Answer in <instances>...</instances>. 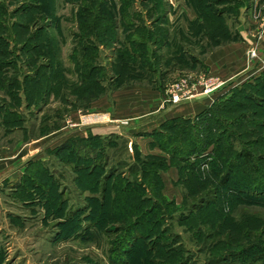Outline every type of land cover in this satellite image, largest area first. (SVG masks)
Returning <instances> with one entry per match:
<instances>
[{
	"label": "rangeland",
	"instance_id": "1",
	"mask_svg": "<svg viewBox=\"0 0 264 264\" xmlns=\"http://www.w3.org/2000/svg\"><path fill=\"white\" fill-rule=\"evenodd\" d=\"M139 2L131 0L130 6L137 8ZM111 4L120 7L122 1L0 0V105L27 104L25 93L29 92V86L32 89L37 86L30 83L32 79L37 78L43 92L48 89L50 77L59 72H67L69 76L58 84L52 81L53 89L49 88L48 95L34 107L20 112L34 136L44 127L43 112L46 114L43 119L49 118L47 124L64 115L63 124L69 128L65 129V137L59 138L60 142L70 134L84 131L83 126L76 127L77 120L82 119L78 112H71L69 103L84 105L74 94L73 86L80 84L75 66L85 59L91 60L92 68L100 69L96 77L104 91L96 99L97 105H107L111 93L122 86L142 85L144 80L136 81L137 73L120 77L118 71L109 72L113 53L103 41L104 36L101 40L90 37L96 48L93 51L81 48L79 23L91 22L93 17L98 22L97 15H90L91 10ZM120 16H116L118 21ZM131 17L137 21V16ZM231 23L236 22H229L230 26ZM83 34L89 39L88 33ZM137 34L133 33L131 41L137 40ZM130 47L133 49L135 45ZM151 50L141 51L148 55ZM196 70L202 73L198 76L212 85L225 83L208 75L210 70ZM123 77L125 81L119 83ZM231 82L214 90L226 88L221 97L212 101V105H221L217 112V108L212 109L215 117L200 137L191 138L178 127L174 143L162 136L163 146L154 144L146 152L130 137L116 142L109 152L110 163L119 165L125 177H114L108 183L105 199L95 194L96 222H87L92 216L88 207L90 193L78 190L74 185L76 175L66 167L64 186L71 191L66 192L69 206L74 201L81 207L75 237L67 235L70 229L64 231V236L60 231L54 233V219L40 220L43 208L30 209L23 203L29 219L26 217L14 225V218L21 214L22 208L16 214H8L9 217L0 210V225L4 226L0 229V251L4 252V264H264V65L256 76ZM11 92L17 99L12 100ZM213 95L209 93L210 100ZM99 107L97 113L108 110ZM89 120L84 118L83 124L88 125ZM190 131L194 136L198 133V129ZM2 132L0 128V141L4 142ZM51 139L56 141V136L48 141ZM45 153L54 163L59 161L54 151ZM15 191L10 196L18 207L21 201L14 197Z\"/></svg>",
	"mask_w": 264,
	"mask_h": 264
},
{
	"label": "crops",
	"instance_id": "2",
	"mask_svg": "<svg viewBox=\"0 0 264 264\" xmlns=\"http://www.w3.org/2000/svg\"><path fill=\"white\" fill-rule=\"evenodd\" d=\"M139 1L140 6L137 8L130 6L127 9L130 15L128 18L132 22L127 25V28L122 25L124 18L121 7L114 8L115 14L121 16L120 22L117 20L116 39L108 50L113 53L109 67V72L112 74L120 48L127 46L132 52L130 45L134 41L133 43L128 42V37L142 30L147 32L149 46H145V42L137 45L138 50L135 53L137 64L133 73V75L137 73L138 80L136 81L144 80L142 85H129V83L120 87L121 91L112 92L111 106L110 102H105L107 105L98 104L108 109L107 111L102 110L103 114L97 113V108L100 109V107L96 99L85 107L79 105L76 108L71 107L72 113L78 112L82 120L90 119L89 124L91 125L77 120L76 127L83 126L84 131L79 135L70 134L61 142L58 140L60 137H65L64 132L68 127L67 124H63L64 115L62 119L57 117L49 121L51 124H47L49 118L43 119L46 115L43 112L41 122L45 123L37 136L33 135L25 119L22 125L9 130L4 127L0 117V128L3 129L2 134L5 136V141H0V210L5 211L4 216L9 217L10 213L16 214L15 212H19V207H21V214L17 215L21 216L20 219L26 220L29 215H26L24 211L25 204L43 208L42 197H38L35 202L24 205L21 203L16 207L10 196V192L16 190V186L30 171L31 162L38 160L50 168L60 185H65L66 167L70 168L71 173L75 175L70 164L66 166L65 163L59 161L54 163L51 156L45 153L53 151L66 140L75 136L86 137L88 132L101 137H130L137 142L139 149H144L146 152L155 144L154 132H159L166 122L180 117L193 122L196 116L209 109L212 101L221 97L224 91L226 92V88L213 92L214 97L211 100L209 99L211 96L199 95L185 102L171 104L166 102L165 98L170 84L184 76L199 77L198 75L202 73H197L198 68L200 72L210 70L208 75L215 76L225 83L230 81L234 83L235 80L254 77L260 73L264 65V59H262L264 56V0H211L212 7L207 4L209 0H160L161 6L157 5L154 0ZM132 15L137 16V21L133 20ZM215 19L217 23L228 25L231 33L229 37L222 33L216 40H212L209 36V29ZM229 22L236 23L234 25L231 23L232 26H230ZM137 36L140 39L145 38L140 34ZM145 48L152 49L148 51V55L141 51ZM251 48L256 50V57L249 64L246 60V53ZM55 78L58 84L59 81L67 80L69 76L67 72L64 74L59 72ZM170 78L172 80L168 81ZM156 87L158 89H155ZM61 92H63L62 89ZM119 95L124 101L120 100ZM57 103L60 104L59 101ZM69 105L74 104L69 103ZM32 107L34 105L28 107L21 104L17 106V111L23 112V109ZM44 107L46 108V105L41 107V110ZM63 107L61 112H64ZM56 111L59 112L60 108H56ZM85 113L88 114L85 115ZM45 129L48 130L43 133ZM54 136H56V141L52 139L48 141ZM110 150L107 149V153ZM18 221L21 220L15 219L13 225ZM10 222L12 223L11 220ZM2 228L4 229V226L1 224L0 229Z\"/></svg>",
	"mask_w": 264,
	"mask_h": 264
},
{
	"label": "trees",
	"instance_id": "3",
	"mask_svg": "<svg viewBox=\"0 0 264 264\" xmlns=\"http://www.w3.org/2000/svg\"><path fill=\"white\" fill-rule=\"evenodd\" d=\"M120 1H122V5L120 7L122 9V16L124 18L122 25L127 28V25L132 23L128 18L130 16L127 13V9L130 7L131 0ZM154 1L157 3V5L161 6L160 0ZM207 4H210V7H212L213 2L209 0ZM115 7L116 6L113 4L110 6L104 5L101 7H95L91 10L92 14L90 15H97L99 18L98 22L94 21L95 18L93 17L90 19L91 22L79 23V27L81 28L80 40L82 49L86 51H93V49H96L94 46V39L101 40L103 36L106 39L103 41L107 46L113 44L117 35V15L114 12ZM58 25L59 24L56 26ZM83 33H88L89 39L85 37ZM146 33L147 32L144 30L138 32V34L143 35L145 38H136L137 40H134V43L131 41L133 36L131 35L128 37L127 41L135 45V47L132 49V52L127 48V46H122L118 51L114 72L118 71V75L120 77H122L121 75L123 74L124 76L133 75L137 62V58L135 56V53L138 50L137 45H142V42H145V46H148ZM222 33H224L226 37L231 35L228 25L221 22L217 23L216 19L213 20V23L209 29V36L212 37V40H216L219 37L218 35L221 36ZM91 36L94 37V39L90 38ZM86 44L88 45L86 46ZM49 70L52 71V65L49 67ZM75 70L78 73L80 84L73 86L74 94L78 100L84 102V105L81 104V106L85 107L88 106L92 100L97 99L104 91V88L99 85V79L96 77L97 72H99L100 69L96 70L95 68H92L91 60L88 58L76 64ZM52 80L56 82L55 77H50L48 89L46 90L45 88L42 92L39 85L40 82L37 80V78L32 79L30 83H34L37 86L35 89H32L31 86H29V92H26L24 95L25 100L27 101V104L25 105L28 107L31 105L35 106L40 100L44 98V96L48 95L49 90L53 89L50 88ZM124 81L125 80L123 77L119 83ZM9 96L12 98V100H15V98L17 99V95L12 92L9 93ZM17 105L20 106L21 102L13 106L0 105V117L6 129L10 130L15 126H20L17 124L22 125V115L20 112L14 109ZM219 105L221 104L214 103L207 111L200 113L199 116L196 117V120H194L195 122L184 121L182 120V117L166 122L159 132H154L155 145L160 147L163 146L165 141H163L164 138H162V136L166 137L168 141H172L173 138L176 141V133L179 128H183V130L189 134L191 138L200 137L203 133H205L207 125L209 126V123H212V117L214 116L212 109L217 108V112L220 108ZM71 107L76 108L77 105L74 104ZM191 128L198 129V133L195 136L190 131ZM47 130L48 129H45L43 133H45ZM171 130L174 131L172 134L170 133ZM121 139L122 137L120 136L101 137L88 132L86 137H72L66 140L60 146L53 149L55 152L54 155L59 159L60 162L71 165V168L76 175L74 181L78 190L80 192L88 191L90 193V203L88 204V207L90 209L89 211H92V216L88 217L87 222H96L97 220L96 207L98 199L96 198L95 194L99 193L102 197L101 199H105L108 191V183L112 182L114 177H125L124 170H119V165L115 166L114 164L110 163L112 158L110 159L109 153H107V149L114 148L113 146L117 145L118 141ZM172 143H174V141H172ZM125 162L128 163L127 161ZM31 163L32 166L30 167V171L17 186L14 197L18 198L22 203L27 201H30L31 203L38 199V197H42L41 199L44 203L43 209L44 215L46 216L45 218L49 217L54 219L56 222L55 224L58 225L56 233L60 231L61 235L64 236V231H68V229H70L67 235H73L75 237V233H77V230L80 226L81 207L67 213L66 210H68L69 203L65 200L63 205H60L63 197L60 193V182L56 180L50 168L38 160ZM120 172L121 174H119ZM132 172L133 171H130V173ZM93 194L94 196L92 197L91 195ZM63 218H65V222H61V219ZM14 219L19 218L16 217ZM19 220L23 221L22 219ZM58 235L60 236V234ZM5 262L6 259L4 252L0 251V264H4Z\"/></svg>",
	"mask_w": 264,
	"mask_h": 264
},
{
	"label": "built area",
	"instance_id": "4",
	"mask_svg": "<svg viewBox=\"0 0 264 264\" xmlns=\"http://www.w3.org/2000/svg\"><path fill=\"white\" fill-rule=\"evenodd\" d=\"M255 57V49L249 50L246 53V60L249 64ZM223 84L224 82L221 81L218 84L212 85L205 81L201 76H184L169 85L166 92V102L176 104L191 98H195L199 95H205L209 93L212 94L214 90L220 88Z\"/></svg>",
	"mask_w": 264,
	"mask_h": 264
},
{
	"label": "flooded vegetation",
	"instance_id": "5",
	"mask_svg": "<svg viewBox=\"0 0 264 264\" xmlns=\"http://www.w3.org/2000/svg\"><path fill=\"white\" fill-rule=\"evenodd\" d=\"M52 174H53V172H52ZM54 175V174H53ZM60 193H61V195L63 196L62 197V200H61V202H60V205H63V203H64V201L66 200L68 203H69V200H70V198H69V194H66V192H71L70 190H67L66 188H65V186L64 185H60ZM37 200V199H36ZM35 200V201H36ZM34 201V202H35ZM25 203H30V201H27V202H25ZM72 204L70 205V206H68V210H66V212L67 213H69V212H71V211H74L76 208H79L80 207V204L79 203H75L74 201L73 202H71ZM13 204L15 205V204H17V202H13ZM18 204H21V202H19ZM24 205V204H23ZM29 205V204H28ZM71 206H73V207H71ZM29 208L30 209H33V207H30V205H29ZM74 208V209H73ZM68 215V214H67ZM19 219H20V217L19 216H17ZM46 216L43 214V216L41 217V221H44L46 218H45ZM61 222H65V218H63V219H61ZM56 222H54V226H52V230L53 229H55V232L54 233H56V230H57V226L58 225H56L55 224ZM53 233V234H54Z\"/></svg>",
	"mask_w": 264,
	"mask_h": 264
},
{
	"label": "bare ground",
	"instance_id": "6",
	"mask_svg": "<svg viewBox=\"0 0 264 264\" xmlns=\"http://www.w3.org/2000/svg\"><path fill=\"white\" fill-rule=\"evenodd\" d=\"M205 95H207V96H208L209 94H205Z\"/></svg>",
	"mask_w": 264,
	"mask_h": 264
}]
</instances>
